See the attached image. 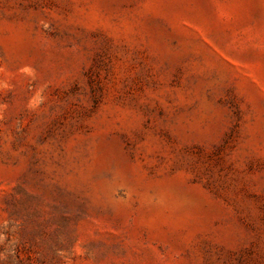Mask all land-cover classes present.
Listing matches in <instances>:
<instances>
[{"label":"rangeland","instance_id":"374dc122","mask_svg":"<svg viewBox=\"0 0 264 264\" xmlns=\"http://www.w3.org/2000/svg\"><path fill=\"white\" fill-rule=\"evenodd\" d=\"M0 264H264V0H0Z\"/></svg>","mask_w":264,"mask_h":264}]
</instances>
